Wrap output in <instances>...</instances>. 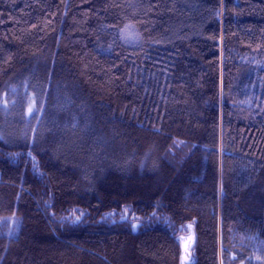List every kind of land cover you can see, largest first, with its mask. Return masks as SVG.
I'll return each instance as SVG.
<instances>
[{
	"label": "trees",
	"instance_id": "obj_1",
	"mask_svg": "<svg viewBox=\"0 0 264 264\" xmlns=\"http://www.w3.org/2000/svg\"><path fill=\"white\" fill-rule=\"evenodd\" d=\"M190 233L264 264V0H0V264H181Z\"/></svg>",
	"mask_w": 264,
	"mask_h": 264
},
{
	"label": "rangeland",
	"instance_id": "obj_2",
	"mask_svg": "<svg viewBox=\"0 0 264 264\" xmlns=\"http://www.w3.org/2000/svg\"><path fill=\"white\" fill-rule=\"evenodd\" d=\"M14 230L10 229L9 233H13ZM180 251H181V264H190V249L194 242V236L190 233L187 236L179 237Z\"/></svg>",
	"mask_w": 264,
	"mask_h": 264
}]
</instances>
